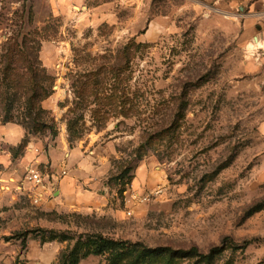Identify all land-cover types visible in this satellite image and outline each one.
Here are the masks:
<instances>
[{"label":"rangeland","instance_id":"1","mask_svg":"<svg viewBox=\"0 0 264 264\" xmlns=\"http://www.w3.org/2000/svg\"><path fill=\"white\" fill-rule=\"evenodd\" d=\"M239 7L0 0V123L25 132L14 165L36 144L58 166L87 160L115 195L92 213L0 197V264H57L86 235L134 247L131 260L161 247L204 254L145 264H264V49L251 45L255 27L241 28L256 12ZM137 179L162 193L129 218L124 193Z\"/></svg>","mask_w":264,"mask_h":264},{"label":"crops","instance_id":"2","mask_svg":"<svg viewBox=\"0 0 264 264\" xmlns=\"http://www.w3.org/2000/svg\"><path fill=\"white\" fill-rule=\"evenodd\" d=\"M240 5L241 12L251 14L256 12V16H245L241 24V28L247 33H251V29L255 27L258 30L256 34V46L264 49V0H237ZM255 43V42H254ZM264 133V123L262 127ZM25 132L23 128L15 125H3L0 123V197L5 196L18 200L21 196H28L31 199L34 195H42L40 205L45 209H55L59 211H71L81 213H92L94 211L103 212L108 205L114 204L115 195L110 193L108 185L104 182V175L99 174L95 169H89L90 164L87 160L74 167L71 161L64 160L61 166L53 161L54 154L50 156L42 152L40 146L33 144L27 147L25 156L21 160V165L15 166L11 149L17 148L23 143ZM70 157L77 161V154ZM67 159V158H66ZM33 166H30V164ZM50 173H43L41 165L48 164ZM69 163V164H68ZM72 165V166H71ZM37 167L41 170L43 176L53 186L51 190H36L33 185L27 182V179L21 184V172L23 169ZM70 167V168H69ZM74 167V169H73ZM94 168V167H92ZM66 171L65 176L62 175ZM90 172V173H89ZM102 177V178H101ZM134 189L141 195L147 194L146 187L141 185L137 179L132 184ZM112 210V208H111ZM2 252V251H1ZM3 258V257H2Z\"/></svg>","mask_w":264,"mask_h":264},{"label":"trees","instance_id":"3","mask_svg":"<svg viewBox=\"0 0 264 264\" xmlns=\"http://www.w3.org/2000/svg\"><path fill=\"white\" fill-rule=\"evenodd\" d=\"M38 122L35 123L37 125ZM162 129L159 127L156 130V136L163 134ZM155 139L151 134L147 136V146L152 144ZM56 237H52L50 241L56 240ZM219 248L211 250L212 254H216ZM134 247H130L127 244H122L117 241L108 239L103 235H86L80 236L73 248H68L61 253L57 264H80L83 260L95 256L106 257L107 264H145L146 260L152 259L157 256H163L165 254L175 257L177 255H183L189 258H204V254L200 253L196 247H192L188 251L174 250L171 247H161L157 249H144L132 259ZM210 256V255H209ZM130 258V259H129ZM129 259V260H127Z\"/></svg>","mask_w":264,"mask_h":264},{"label":"built area","instance_id":"4","mask_svg":"<svg viewBox=\"0 0 264 264\" xmlns=\"http://www.w3.org/2000/svg\"><path fill=\"white\" fill-rule=\"evenodd\" d=\"M67 174L66 171H63L62 175L65 176ZM27 182L34 186L36 190L41 189V191L51 190L53 192V186L51 183L47 181L41 172V170L37 167H33L28 171ZM162 192L160 190L151 193L141 195L138 191L134 189V186L131 185L126 189L124 193L123 203L128 206L127 207V216L130 218L134 215V211L130 208V205H143L148 204L152 201L153 198L158 197ZM32 198L33 202L39 205L42 201V195H34Z\"/></svg>","mask_w":264,"mask_h":264}]
</instances>
